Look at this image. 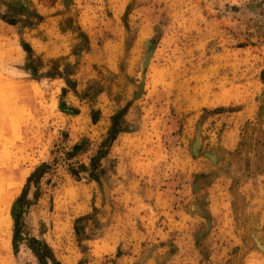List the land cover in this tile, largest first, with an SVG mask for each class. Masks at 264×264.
<instances>
[{
  "label": "rangeland",
  "instance_id": "obj_1",
  "mask_svg": "<svg viewBox=\"0 0 264 264\" xmlns=\"http://www.w3.org/2000/svg\"><path fill=\"white\" fill-rule=\"evenodd\" d=\"M0 191V264H264V0H0Z\"/></svg>",
  "mask_w": 264,
  "mask_h": 264
},
{
  "label": "bare ground",
  "instance_id": "obj_2",
  "mask_svg": "<svg viewBox=\"0 0 264 264\" xmlns=\"http://www.w3.org/2000/svg\"><path fill=\"white\" fill-rule=\"evenodd\" d=\"M7 199H8V194L7 193H3V192L0 191V230L4 228V224H3V221H4L3 211H4V208L7 205L6 204ZM2 206H4V207L2 208Z\"/></svg>",
  "mask_w": 264,
  "mask_h": 264
}]
</instances>
